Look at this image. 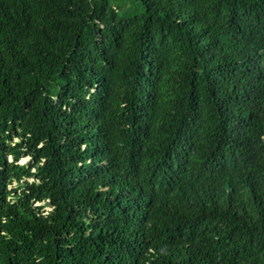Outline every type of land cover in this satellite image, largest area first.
<instances>
[{
	"label": "trees",
	"instance_id": "16d2710c",
	"mask_svg": "<svg viewBox=\"0 0 264 264\" xmlns=\"http://www.w3.org/2000/svg\"><path fill=\"white\" fill-rule=\"evenodd\" d=\"M0 264H264V0H0Z\"/></svg>",
	"mask_w": 264,
	"mask_h": 264
},
{
	"label": "rangeland",
	"instance_id": "374dc122",
	"mask_svg": "<svg viewBox=\"0 0 264 264\" xmlns=\"http://www.w3.org/2000/svg\"><path fill=\"white\" fill-rule=\"evenodd\" d=\"M27 160V158H22L21 160H20V162L22 163V162H25ZM46 209H48V208H46Z\"/></svg>",
	"mask_w": 264,
	"mask_h": 264
}]
</instances>
